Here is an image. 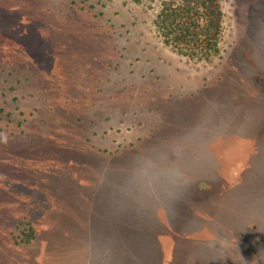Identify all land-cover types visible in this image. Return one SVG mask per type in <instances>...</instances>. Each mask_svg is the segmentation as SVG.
<instances>
[{
  "label": "rangeland",
  "instance_id": "rangeland-1",
  "mask_svg": "<svg viewBox=\"0 0 264 264\" xmlns=\"http://www.w3.org/2000/svg\"><path fill=\"white\" fill-rule=\"evenodd\" d=\"M162 2L0 0V264H264V0L194 59Z\"/></svg>",
  "mask_w": 264,
  "mask_h": 264
},
{
  "label": "trees",
  "instance_id": "trees-1",
  "mask_svg": "<svg viewBox=\"0 0 264 264\" xmlns=\"http://www.w3.org/2000/svg\"><path fill=\"white\" fill-rule=\"evenodd\" d=\"M220 0H163L155 25L163 41L188 58H208L219 52ZM16 242L29 244L34 228L23 223Z\"/></svg>",
  "mask_w": 264,
  "mask_h": 264
}]
</instances>
